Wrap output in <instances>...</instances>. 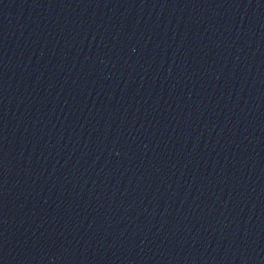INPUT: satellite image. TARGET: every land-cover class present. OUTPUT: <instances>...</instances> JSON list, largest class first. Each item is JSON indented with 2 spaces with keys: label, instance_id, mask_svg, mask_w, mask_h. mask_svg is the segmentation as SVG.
<instances>
[{
  "label": "water",
  "instance_id": "obj_1",
  "mask_svg": "<svg viewBox=\"0 0 264 264\" xmlns=\"http://www.w3.org/2000/svg\"><path fill=\"white\" fill-rule=\"evenodd\" d=\"M0 264H264V208L121 134L0 95Z\"/></svg>",
  "mask_w": 264,
  "mask_h": 264
}]
</instances>
